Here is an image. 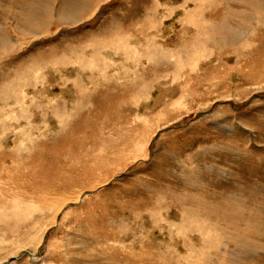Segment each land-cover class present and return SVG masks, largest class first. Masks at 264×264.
<instances>
[{
    "label": "rangeland",
    "instance_id": "374dc122",
    "mask_svg": "<svg viewBox=\"0 0 264 264\" xmlns=\"http://www.w3.org/2000/svg\"><path fill=\"white\" fill-rule=\"evenodd\" d=\"M65 1L58 9L54 0H0V136L13 122H31L0 151L14 156L0 161L11 162L10 176L23 180L46 169L59 174L66 142L88 140L105 117L98 109L106 92L129 98L151 82L149 96L139 94V105L130 106L132 117L147 120L139 123L149 132L147 156L87 185L82 200H66L47 235L53 250L43 245L31 255L22 245L14 264H230L217 257H226V248L240 264H264V22L243 17L263 11L264 0L199 4L206 21L227 10L219 21L231 28L230 43L215 40L214 24L195 35L196 24L184 19L185 0ZM168 13L162 22L158 15ZM162 26L163 39L154 43L182 56H139L142 47L131 40ZM33 30L46 35L35 38ZM30 79L28 96L11 102L13 86ZM105 81L122 88L115 92ZM36 89L45 95L33 99ZM81 190L73 185L63 193ZM230 225L252 243L236 249L232 234H222Z\"/></svg>",
    "mask_w": 264,
    "mask_h": 264
},
{
    "label": "bare ground",
    "instance_id": "6f19581e",
    "mask_svg": "<svg viewBox=\"0 0 264 264\" xmlns=\"http://www.w3.org/2000/svg\"><path fill=\"white\" fill-rule=\"evenodd\" d=\"M56 3L57 1L55 2V4H53L54 5L53 8H55L56 5V7L60 9L61 8L60 5L64 4L65 6L66 1L58 0V4ZM201 3H203V0H185L183 5L181 6L184 9L183 11L185 12L184 19L189 20L192 23L194 22V24H196V25H191L195 29L194 34L198 36V33L202 32L201 31L202 29L210 28V26L214 24L212 26V29L215 32V36H216L215 40L219 43H223L224 41L225 43H230L232 39L228 40V38H230V36L233 34L231 32V28L225 27V24L220 23L219 21V20L224 21V17L225 19H228L227 10L222 9L221 11L218 12L216 17L210 19L211 21L209 20L206 21L204 20L205 18L200 11L201 7L199 4ZM189 4H193L194 5V6L192 5L193 8L195 6L196 8L194 9L190 8L188 10H185L186 8L189 7ZM263 11L257 10L256 8V11L247 13L243 17L249 19V21L252 18H256L264 22ZM152 12L155 11L153 10ZM92 13L93 12H91V14ZM170 16H172V14L170 15V13H168L167 15L162 14V16L158 15V17H160L162 22H164V20H166ZM233 16L236 17L237 15H233ZM39 21L40 20H38V22ZM35 22H33V24H35ZM45 22L47 23L48 29H50L52 24L51 19L50 20L46 19ZM36 24L38 23L36 22ZM35 28L36 27H34V29ZM163 29L164 26L160 27V31H158V29L154 30V28L150 29L147 33H145L143 39H132L131 37L132 39L131 41L137 42V44H140V46L142 47V51L139 53V56L147 51L150 52V58L151 56H182L181 53H176V52H174L173 54H166L162 51L163 48H161V44L159 42L156 44L154 43L156 38L162 37L163 39L162 33L164 34L165 32ZM28 32L29 31H27V33ZM31 32H33V35L35 34L34 35L35 38L43 37L46 35L44 33L40 34L36 30H33ZM185 33L188 34V31H186ZM202 34H204V32ZM211 35L214 36V33H211ZM124 39L120 38L118 41L121 43L127 42ZM146 39H149V41L146 44H144ZM161 60H165V57H163ZM151 61L154 62V59L151 58ZM186 63L187 66L189 67L192 64L193 66L191 67L194 68L199 67L198 66L199 64H197L196 60L193 61L192 64L190 62H189L190 64H188V62ZM198 75L199 74H197V76ZM199 76L201 77L200 81L204 80L203 76L201 75ZM33 82L35 81H32V79H30L27 80L22 85H20L19 83H17L18 85H14L10 93L11 102H18L20 104L22 102L21 98L28 96L27 88ZM189 82L190 81H185L186 84H188ZM104 83L111 85L112 90L116 89L115 92H117L119 89L122 88L116 82L105 81ZM184 86H185L184 83L181 84V88H182L181 90H183ZM131 88H133V85ZM151 89H152L151 82L150 84L146 83L140 86V90L137 91L135 94L133 93V95L129 98L125 95V92L127 91L125 88L122 89L125 97L119 96L117 93L108 94L109 92H106L105 99L102 101L98 109V112L104 114L105 117H100L99 125L96 127H92L93 131L91 130L92 132L91 137L88 140L87 139L79 140L73 142L72 144H68V142H66L65 144L66 153H62L64 159L62 161V164L58 168L59 169L58 173L60 175L57 174L56 172L54 173V171L48 172V170L46 169V171L43 170L44 172L39 173L38 175H36V177H31L27 180H23L21 176H16L15 174L13 176H10L8 169H11L10 167H12L11 162L10 165L6 166L5 165L6 162L0 161L2 163V164L0 163V251L4 250L5 252H9L12 248L15 247L13 250L9 252L11 254L13 253L11 256L0 258V264L7 263L8 260L9 261L11 260L12 264H14L13 262L15 260L14 258L20 256V254L22 253L16 251V249H19L20 247H22V245L23 247L28 246L33 250V252L31 251L29 252L31 255H35L37 249H39L43 245L53 250V248L51 247L52 245H50L49 243L50 239L49 240L47 239V235L50 227L54 226L57 223V217L59 216V214H61L60 212L64 209L63 206L67 204L65 201L68 200L69 202L70 201L77 202L79 201V199L82 200L83 197L87 196L86 194H88V192L90 191L88 189V192L87 191L82 192L84 191L87 185L91 184L95 180H100L102 178L107 177L105 179L107 180L111 174H113L118 170L124 169L125 167L128 166V164H130L131 161H134L136 158H138L140 154L143 155L145 153V149H147L146 148L147 138L149 137L147 133L149 132H146L145 129H142L141 132V125H139V123H143L144 118L143 117L141 118L139 115H136L135 117L133 116L134 117L133 118L132 117L133 112L130 106L133 104L139 105L138 95L142 93L149 96V92L151 91ZM33 92H34V94L32 95L33 99H36L37 97L45 95L46 89H36ZM148 100H146V102ZM124 106L128 107L127 111L120 112V109L125 110ZM148 106H149L148 104L144 105L146 109L148 108ZM146 121H144L145 122V124L143 125L144 127L147 124ZM30 123L31 122H29L28 124ZM28 124L24 125V123H20V124L14 122L11 123L10 124V126H12L11 129L2 133L0 136V151L6 150V148H10L12 145L10 144L9 140L12 134L17 130L23 128H29L30 126ZM24 133L25 130H22L17 134V136L18 135L22 136L24 135ZM147 135L148 137L146 138ZM75 143H77V145H75ZM72 150H73V154L70 153V151ZM0 154H1L0 156L1 160H5V158L14 156L12 154H8V152L7 153L2 152ZM72 155L73 157H69ZM145 155L147 156L146 153ZM41 174L43 175L40 176ZM73 185H80L83 187V190H81L79 194L77 192L72 193L71 191L68 192L67 194L63 193V190L69 191L70 188H73ZM56 194L61 195V197H59V199H55ZM223 209L225 210L226 207H223ZM6 224L9 226V229L4 234H1V231L4 230ZM223 229L224 232H222V234L225 235L232 234L233 232V226L231 225L224 226ZM194 232H198V231H194ZM228 240L236 243L237 245L236 249H239L242 246L246 247L247 243H252V241L246 237L245 233L232 234L231 237L228 238ZM5 241H9L11 243V246L13 245V247L7 248L10 245L3 247V242ZM59 243L60 242L58 241L57 245ZM219 250L220 248L215 249V251L217 252ZM223 250L224 249H222V251ZM226 250L228 252V255L226 257H222L219 256L218 254L217 256L218 259L221 260L228 259L230 264H240L241 259L239 257L235 258L236 256L235 249L226 248ZM68 253L69 252L67 251L65 255H68ZM203 254L206 253L202 252L200 256H202ZM34 262H38V260H35ZM213 263L227 264V263L218 262L215 258H213ZM41 264H43V262Z\"/></svg>",
    "mask_w": 264,
    "mask_h": 264
}]
</instances>
